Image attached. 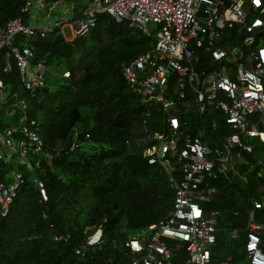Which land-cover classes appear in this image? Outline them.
<instances>
[{
    "label": "trees",
    "instance_id": "obj_1",
    "mask_svg": "<svg viewBox=\"0 0 264 264\" xmlns=\"http://www.w3.org/2000/svg\"><path fill=\"white\" fill-rule=\"evenodd\" d=\"M24 3L0 0V34L13 18L29 21V13L22 11ZM79 16L83 12L74 17ZM95 23L88 34L73 40L65 38L60 25L44 39L30 40L34 61L66 64L70 77L62 74L64 82L51 86L46 78L35 91L25 90L15 59L10 71L1 60L6 87L26 98L27 114L38 120L45 150L52 156L38 169L0 162L1 179L13 168L24 177L6 216L0 201V264H128L126 239L165 219L173 203L174 188L165 170L149 164L144 155L150 145L145 136L166 128L163 115L142 103L123 75V64L153 48L156 39L108 13L96 15ZM11 102L0 103L2 129L20 121L19 109L14 116L7 115ZM215 114L211 110L200 117L191 111L188 123L192 133L204 124V138L212 147L232 131L219 112L221 124L212 131L208 123ZM85 141L97 148L84 149ZM241 155L242 161L224 170L216 166V177L211 179L216 193L203 203L206 214L214 211L218 216L214 263L228 256L234 263L243 262L248 222L264 223V173L257 165L258 158L264 161V144L256 140L254 152ZM35 176L44 181L47 200L42 199ZM255 200L261 206L256 207ZM99 227L102 241L87 245L86 238ZM233 229L238 230L236 238L229 235ZM170 264L191 263L187 252L180 250Z\"/></svg>",
    "mask_w": 264,
    "mask_h": 264
},
{
    "label": "built area",
    "instance_id": "obj_2",
    "mask_svg": "<svg viewBox=\"0 0 264 264\" xmlns=\"http://www.w3.org/2000/svg\"><path fill=\"white\" fill-rule=\"evenodd\" d=\"M61 1L25 0L22 11L29 13V21L13 18L0 34V66L4 60V68L10 71L14 58L25 90L43 86L47 73L43 60H33L30 40L44 39L56 25L67 40H73L92 30L96 15L108 13L156 39L153 48L123 64V75L141 102L163 115L166 128L145 136L150 145L144 155L149 164L165 170L174 199L165 219L126 239L128 264H170L180 250L187 252L191 264H264V223L255 220L246 227L243 262L234 263L230 256L212 262L218 216L214 211L206 214L203 206L217 190L211 183L216 166L224 170L242 161V152L253 153L254 141L264 144V0H90L83 16L52 24L38 22L40 14L49 16ZM20 36L23 39L17 41ZM63 75L69 78L70 71ZM10 99L7 115L14 116L17 109L22 114L17 125L0 128V162L38 169L52 153L45 150L38 120L27 114L26 98L6 87L0 70V103ZM211 110L220 112L232 130L215 147L204 138V124L197 133L188 128L190 111L204 117ZM218 125V118L212 116L208 126L215 131ZM257 165L264 173L261 158ZM33 180L47 200L44 181L38 176ZM23 181V173L16 168L4 180L0 177L2 216L9 213ZM102 234V228H97L86 238L87 245L101 242ZM238 234L237 229L229 232L233 238Z\"/></svg>",
    "mask_w": 264,
    "mask_h": 264
},
{
    "label": "rangeland",
    "instance_id": "obj_3",
    "mask_svg": "<svg viewBox=\"0 0 264 264\" xmlns=\"http://www.w3.org/2000/svg\"><path fill=\"white\" fill-rule=\"evenodd\" d=\"M90 4V0H64L61 2H58L53 11L49 14V16L41 15L39 16V23L42 24H52L56 22L57 20H60L61 18H65L70 20L72 17L75 16V14H78L79 12H84ZM67 34H70V29L65 28ZM89 43H93L92 39H89ZM66 64H54L47 66V73L46 78L49 85H54L56 82L61 83L64 82V79L61 77L62 74L66 71ZM191 112V111H190ZM8 119H10L8 117ZM82 146L84 149H94L97 148L96 144H94L91 141H85L83 142ZM228 164L227 166H229ZM264 238V237H263ZM237 240H240L238 238Z\"/></svg>",
    "mask_w": 264,
    "mask_h": 264
},
{
    "label": "crops",
    "instance_id": "obj_4",
    "mask_svg": "<svg viewBox=\"0 0 264 264\" xmlns=\"http://www.w3.org/2000/svg\"><path fill=\"white\" fill-rule=\"evenodd\" d=\"M215 113H216V114H215V115H216V117L218 118V117L220 116V114H218V111H217V112H215ZM219 113H220V112H219ZM221 115H222V114H221ZM222 116H223V115H222ZM218 121H219V120H218ZM223 121H224V119H223ZM224 122H225V121H224ZM220 124H221V123H220V121H219V125H220ZM219 125H218V126H219ZM228 128H229V127H228ZM204 135H205V134H204ZM208 138H209V137H208Z\"/></svg>",
    "mask_w": 264,
    "mask_h": 264
}]
</instances>
